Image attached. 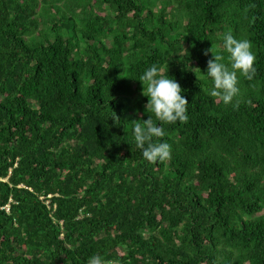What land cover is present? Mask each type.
Instances as JSON below:
<instances>
[{
  "label": "trees",
  "instance_id": "obj_1",
  "mask_svg": "<svg viewBox=\"0 0 264 264\" xmlns=\"http://www.w3.org/2000/svg\"><path fill=\"white\" fill-rule=\"evenodd\" d=\"M229 30L256 72L225 105L202 73ZM153 64L189 103L155 163L133 134L160 124L137 80ZM93 254L264 264V0H0V264Z\"/></svg>",
  "mask_w": 264,
  "mask_h": 264
},
{
  "label": "clouds",
  "instance_id": "obj_2",
  "mask_svg": "<svg viewBox=\"0 0 264 264\" xmlns=\"http://www.w3.org/2000/svg\"><path fill=\"white\" fill-rule=\"evenodd\" d=\"M220 39L221 47L227 53L228 63L224 62V55L214 54L211 49L205 50L204 55L207 56L210 51L212 58L207 61L206 73L202 74L212 82L209 95L219 98L227 105L232 103L240 92L238 74L248 80L255 75V54L249 40L236 38L230 30L223 33ZM164 72L163 67L153 64L137 79L142 83V95L147 97L146 112L154 114L160 122V124L154 123L152 116L149 115L148 119L143 120V124L135 123L133 126L136 146L141 149L143 158L152 163L171 158V145L162 140L156 142L153 140L165 136L162 125L186 123L189 118V103L183 95L184 90L175 78H169L170 76L165 75ZM86 264H107V262L102 255L93 254L88 257Z\"/></svg>",
  "mask_w": 264,
  "mask_h": 264
},
{
  "label": "rangeland",
  "instance_id": "obj_3",
  "mask_svg": "<svg viewBox=\"0 0 264 264\" xmlns=\"http://www.w3.org/2000/svg\"><path fill=\"white\" fill-rule=\"evenodd\" d=\"M160 8H161V5H159V6L155 9V12H158ZM168 10H171V8L169 7Z\"/></svg>",
  "mask_w": 264,
  "mask_h": 264
}]
</instances>
